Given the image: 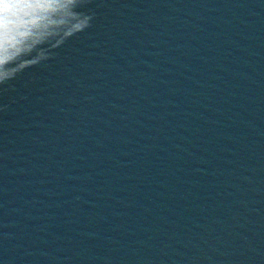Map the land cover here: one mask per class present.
Instances as JSON below:
<instances>
[{
	"label": "water",
	"instance_id": "1",
	"mask_svg": "<svg viewBox=\"0 0 264 264\" xmlns=\"http://www.w3.org/2000/svg\"><path fill=\"white\" fill-rule=\"evenodd\" d=\"M0 264H256L264 0H0Z\"/></svg>",
	"mask_w": 264,
	"mask_h": 264
},
{
	"label": "clouds",
	"instance_id": "2",
	"mask_svg": "<svg viewBox=\"0 0 264 264\" xmlns=\"http://www.w3.org/2000/svg\"><path fill=\"white\" fill-rule=\"evenodd\" d=\"M6 77L3 74H0V83L5 82Z\"/></svg>",
	"mask_w": 264,
	"mask_h": 264
}]
</instances>
